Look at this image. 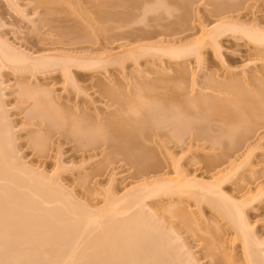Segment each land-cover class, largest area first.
I'll return each instance as SVG.
<instances>
[{"label":"rangeland","instance_id":"obj_1","mask_svg":"<svg viewBox=\"0 0 264 264\" xmlns=\"http://www.w3.org/2000/svg\"><path fill=\"white\" fill-rule=\"evenodd\" d=\"M223 24L228 25V31L226 29L218 38L209 36L210 31ZM231 24L264 34V0H0V41L7 48L34 59L68 57L101 63V67L98 65L87 74L76 66L72 67L68 78L61 67L32 74L31 69L25 71L2 60L0 54V116L5 120L4 127L11 132L6 141L9 144L7 151L14 158L15 170L19 167L26 172L22 171L24 176L28 175L24 178L17 170L20 176L17 174L8 181H0V211L3 213L0 212V218H4V224L0 219V232L3 227L7 230L12 224L15 227V222L18 226L12 230L32 231L26 233L27 236L21 233L19 238L26 237L22 238L25 242L21 241L24 245L17 248L20 255L23 252L24 255L26 252L31 254L34 249L41 252H53L56 247L61 249L60 262V258L54 262L39 256L15 261L17 264H80L81 261V264H117L115 259L107 258L111 250L108 243L105 244L109 248L103 243L99 249L91 248L97 258L101 255L102 259L104 254L106 260L99 259V262L90 259L87 245L92 241L96 245L106 227L112 230L124 220L128 221V226L132 219L137 221L140 214L143 217L139 216L140 220L135 223V238L133 234L130 235L132 239L129 238L128 232L132 233L129 226L122 227L125 230L118 227L119 234H115L117 226L113 227V233L108 230L116 238L120 235L121 239L116 241L114 236L115 240H111L116 241L115 244L121 240V249L118 250L124 252L129 248L128 253H124L128 254L127 259L130 255L131 259L136 258L135 263L130 258L126 262L124 257L123 261L120 260L124 264H170L168 261L171 260L172 264H220L221 259L246 264L249 255L264 261V102L261 101L264 96V44L254 43L244 36L243 31L231 33ZM172 47H191L193 52L187 57L173 59L164 53ZM28 91L38 95H28ZM42 94L51 96L67 122L89 119L93 124L100 122L105 126L119 115L118 119H142L145 114L149 115L150 119L157 121L153 124L156 133L143 143L140 150H144L136 151V154L153 151L151 153L158 157L161 167L143 176L136 163L114 150L119 146H115V142L90 149L83 147L78 140L70 141L63 133L51 134L48 122L40 125L34 116L36 100ZM242 103L247 105L243 104L244 110ZM232 115L240 119L234 120ZM90 129L86 131L88 134L95 133L93 128ZM179 138L183 142H179ZM36 140L47 144L44 153L35 144ZM217 142L223 145L219 146ZM120 144L124 147L122 144L125 143ZM41 179L48 181L43 180V183ZM156 183H168L170 187L186 184L189 187L176 193L144 195L139 199L140 205L116 218L113 213L109 217L111 210L108 218L101 221L104 225L102 231L99 226H90L86 233L79 228L82 234L78 231V235L75 227L74 237L72 225H64L67 221L79 220L86 212L90 214L87 216L97 218L102 210L107 212L111 200L121 202L115 205L121 210L127 203L124 200L146 194L143 187ZM235 204L243 209V223L246 222L249 228L247 234L254 239L251 242L255 250L254 247L249 249L254 255L247 254L238 224L232 222V215L233 220L227 215L228 208H232L229 205ZM7 208L12 214L13 208H17L24 216L14 209L16 214L13 215L16 216L13 218L20 214L24 220L18 215L19 222L12 218L10 224L7 220L13 215L8 214ZM38 211L44 213L41 218H44L45 225L39 223L37 217L40 215L35 213ZM47 214L49 217L52 214L51 223L60 229V239L70 228L66 237L72 235L73 238H69L74 241L69 239V243L72 241L73 245H68L66 237L64 241L58 240L56 245L59 246L50 243L57 233L48 240V230L46 233L45 229L51 223L49 220L50 225L46 224ZM7 215L10 216L8 219ZM29 216L30 220L33 218L31 226L30 222L26 223L30 221ZM87 216L84 217L87 219ZM20 220L29 226L23 225L27 231L19 227ZM35 220L42 224L43 230L36 229H39L37 223L35 229L32 228ZM238 220L242 222L241 218ZM11 229L0 234L7 236L2 240L9 237ZM17 232L13 230L12 233ZM14 238L19 240L18 236ZM122 238L131 241L132 245L126 246L128 242ZM13 239L6 241L11 244L6 245L11 246L10 249ZM253 241H260L257 243L262 247H256ZM66 243L68 248L64 247L67 249L77 247L76 252L81 254L76 253L77 256L87 262L82 258L78 260L76 254L73 261L68 258L70 254L66 257L63 253L62 257L64 247H59ZM97 244L100 246L99 242ZM167 244L178 250L176 253L171 250L174 259L166 249ZM117 245L119 248L120 244ZM17 249L11 253L16 254ZM8 250L9 247L5 251L9 253ZM81 250L82 253L87 251L84 255L89 253V259L80 253ZM179 255L177 263L175 259ZM9 262L5 263H13ZM5 263L3 260L0 264Z\"/></svg>","mask_w":264,"mask_h":264},{"label":"bare ground","instance_id":"obj_2","mask_svg":"<svg viewBox=\"0 0 264 264\" xmlns=\"http://www.w3.org/2000/svg\"><path fill=\"white\" fill-rule=\"evenodd\" d=\"M105 20V19H104ZM228 28V25H219V26H217L216 28H214L213 29V31L211 32L210 31V33H209V36H211V37H215V38H218L219 36H221V34H223V33H225V31H226V29ZM229 28H231L230 30H231V33L232 32H238V31H243V33H244V36H246L247 38H249L251 41H253L254 43H257V44H260V45H262V44H264V34L262 33V32H260V31H250V29L249 28H244V27H240L239 25L237 26V25H233V24H231V27H229ZM246 29V30H244V29ZM249 31H248V30ZM229 29H227V31H228ZM252 30V29H251ZM7 45H5V43H2L1 41H0V54L2 55V57H1V59L3 58L4 60H6V61H8L9 63H11L12 65H14V67L16 66V67H22V68H24L23 70H25V71H29L30 69H31V72H32V74H33V72H35L34 74H36L37 72H40L41 73V71H42V73L43 72H45V71H50V70H53V69H56L57 67H61L62 69H63V72H64V74L69 78V76L71 75V72H72V67H77V68H79V70H83V72L84 73H86L87 74V72H91V70H95V69H97L98 67V65H99V67H101V63H99V61H97V60H76L75 58L73 59V58H61V59H55V58H49V57H47V58H39V59H34L33 57V59L30 57H28V56H26V55H24V54H21V53H17V52H15V51H12L11 50V48H7L6 47ZM193 52V50H192V48L191 47H189V48H186V47H181V48H176V47H172V48H168V49H166V50H164V53H167V54H169L170 56H171V58H173V59H179V58H184V57H187L189 54H190V52ZM2 59V60H3ZM7 62V63H8ZM94 68V69H93ZM27 69H29V70H27ZM51 72V71H50ZM81 75L83 74V73H80ZM101 88H105V87H101ZM107 89V88H106ZM25 91H27V90H25ZM104 91V90H103ZM107 91V90H106ZM30 91H28L27 93H28V95H33V96H37L38 95V93L36 92V93H34L33 92V94L30 92ZM108 92V91H107ZM25 94H26V92H25ZM27 95V94H26ZM42 97H40L39 98V100H36V103H35V105H36V111L34 112V116H35V118H38V122H39V124L40 125H43L42 123H44V122H48V124H49V126H47V128H48V131L51 133V134H64L65 135V137H67V139H69L70 141H74V140H78L79 142H81V145L83 146V147H90V149H94L95 147H97V148H99V147H101V146H104L105 144L107 145L109 142H115L116 143V145L115 146H117L118 144H119V146L121 145L120 143H125V144H122V145H124V147L123 146H117V147H119V148H117V147H115L114 148V150L116 151H118V152H120L121 153V155L123 156V157H126V158H128L129 160L131 159L132 160V162L133 163H136L135 164V166L137 165V167L139 168L138 169V171H139V173L141 174V175H143V176H145L144 174H147L148 175V172H151V171H154L155 172V170L157 171V169L159 168V166L161 165L160 163V161H158L159 159H158V157L154 154V153H151V152H153V151H151V152H145V154H143V155H139L138 156V154H139V152L136 154V151H143V150H140V149H142L143 147V143H145V142H147V141H149L154 135H155V133H156V130L154 129V125L153 124H155V122H157V121H153L152 119H150L149 118V115H144L143 116V118L142 119H135V118H121V119H118L119 118V116H118V118L117 117H115V119L113 120V119H110L107 123H105L106 125L104 126L102 123H98V124H93L92 122H90L89 121V119L86 121V120H83L84 121V123L86 122V124H82L81 122H83V121H73V122H70V121H65V119L63 118V116H62V111H59V110H57V108L59 109V107H57L56 105H55V103H54V100L51 98V96L49 95H47V94H45V95H41ZM264 96H262V99H261V101L262 102H264V98H263ZM138 99V98H137ZM245 103H247V101H244ZM1 104V103H0ZM244 103H242L241 105H243ZM245 105V104H244ZM243 105V106H244ZM245 106H247V105H245ZM245 106L243 107V110L245 109ZM241 109H242V106H241ZM1 107H0V112H1ZM244 112V111H243ZM146 113V112H145ZM3 114V113H2ZM63 114H65V112H63ZM236 116V115H235ZM233 117V115H232V118H235L234 120H237V119H240L238 116H236V117ZM117 118V119H116ZM3 119V116H2V118H1V116H0V181H8L9 179H11V177L13 178V176L14 177H16V176H18L17 174H19V173H17L16 171L17 170H20L19 172H22V171H24L23 169H22V171H21V168L20 169H18V168H16V170H15V168L13 167L14 165H13V161H14V158H12V156H10V153H8L9 151H7V148H8V146H9V144H7V139H8V137H9V135H10V131H9V129L7 130L5 127V125L3 124L4 123V121L5 120H2ZM153 121V122H152ZM90 122V123H89ZM89 124V125H88ZM93 124V125H92ZM102 124V126H99V125H101ZM5 126V127H4ZM93 126V127H92ZM95 126V127H94ZM138 127L137 128V130L135 129V127ZM93 128L94 130H95V133L93 132V131H91V129ZM96 128V129H95ZM88 129H90V131H88V132H90L91 133V135L90 134H88L86 131L88 130ZM125 131V132H124ZM126 131H127V134H124V133H126ZM203 131V130H202ZM249 132V131H248ZM251 132V131H250ZM92 133H94V134H92ZM124 135H123V134ZM202 136V135H201ZM182 140H183V137H180ZM179 138V142H183L181 139ZM246 139V138H245ZM141 141H143V142H141ZM36 143V145H37V147L41 150V152L42 153H44L45 151L44 150H46V148H47V144L45 143V142H40V141H38V140H36L35 141ZM243 142V141H242ZM115 143H113V144H115ZM238 143H239V145H240V142H237V145H238ZM244 143V142H243ZM45 144V145H44ZM242 144V143H241ZM127 145V146H126ZM217 145H223L222 144V142L220 143V142H217ZM44 147H46V148H44ZM122 147V148H121ZM231 147V146H230ZM118 152H115V153H117L118 154ZM120 153H119V155H120ZM160 162V163H159ZM160 164V165H159ZM134 165V164H133ZM16 167V166H15ZM161 167V166H160ZM159 170V169H158ZM16 172V173H15ZM25 172V171H24ZM26 173V172H25ZM24 173V174H25ZM22 175V177L24 176L23 175V172L21 173ZM16 175V176H15ZM19 176H20V174H19ZM26 176H28L27 174H25V176H24V178H28V177H26ZM42 180V179H41ZM43 180H46V179H43ZM42 180V182L44 183V181ZM40 181V180H39ZM46 181H48V180H46ZM45 185V184H44ZM41 186L43 187V184H41ZM46 186V185H45ZM168 187H170V186H168V183H156V184H153L152 186H150V185H146V186H144L143 187V191H144V188H145V190H146V194H138V196H134V198H128L127 200H124V201H126L127 203H126V206L124 207V208H122L121 210L120 209H118L117 207H118V205H120V203L121 202H117L116 201V203H115V201H113V200H111L112 202H109V204L111 203V205L110 206H107L106 208H108V210L106 209V208H104L105 210L104 211H106L107 210V212L105 213V212H103V210H102V212L103 213H105V215L104 214H102V212L100 213V216H99V214H97L98 215V217L97 218H91V217H93V216H87L88 214H83L82 216L83 217H81V218H79V220H81L80 222H78L79 220H74V222L76 223V224H74V222L73 221H67V222H69V223H67L66 221H64V225L66 226V227H69V226H71L70 228L71 229H73V231L71 232V234L74 232V229H75V227H77L78 228V230H77V228L75 229V230H77L76 231V233L79 231V228H81V232L82 233H86L85 231H90V230H88V229H90L91 227L90 226H99L98 228L102 231L103 230V222H102V225H101V221H103L104 219H107L108 218V216H107V214L111 211V215H109V217L110 216H112V213H113V216H114V218H116V217H118L119 215H121V214H126V213H128L132 208H133V206L134 207H137V206H135V205H140V203H142L139 199L141 198V197H145L144 195H154V194H159V193H161V192H168V193H170L171 191H174L175 193L176 192H181V191H184L185 189H187L189 186L188 185H186V184H177V185H175L174 187H170V188H168ZM150 189V191L148 192V190ZM152 188V189H151ZM201 189H204L203 188V186L201 187ZM173 192V193H174ZM143 193V192H142ZM216 195H218V194H216ZM219 197H221V196H219ZM132 201V202H131ZM220 201L221 202H223L222 201V199L220 198ZM226 202V201H225ZM122 203H124V202H122ZM217 203H218V201H217ZM227 203V202H226ZM108 204V205H109ZM116 204H118L117 206H115ZM131 204V205H130ZM223 204H224V202H223ZM15 205V204H14ZM17 205V204H16ZM15 205V206H16ZM125 205V204H124ZM142 205V204H141ZM14 206V207H15ZM234 206V207H233ZM233 206H231V205H229V207H232V208H228V211H225V212H228L227 213V215H232V217L234 218V220H233V218L230 216V218H232V222H235L236 224H238V226H239V229L241 230V232H240V236L243 238V240L242 241H244V245H245V247H246V249H248L247 251V254L248 253H251L252 255H254L255 253H253V250L251 251V250H249V249H252L254 246H253V244H252V240H254L252 237V239H250L249 238V235L247 234V231L246 230H249V228L247 229V223L245 222V223H243V216H244V212L242 213V211H243V209L239 206V207H237L238 205H233ZM35 207V206H34ZM114 208V207H116L117 209H118V211H117V209H116V211H115V209H112V208ZM10 209H12L11 207H9ZM9 208H7L6 210H8ZM32 208H33V206H32ZM36 208V207H35ZM34 208V209H35ZM239 208H241V209H239ZM9 209V215H10V213L12 214V212H11V210ZM14 209L15 208H13V214H16V213H20L21 214V211H19L17 208L15 209V211H17L16 213H15V211H14ZM34 209H32V211L34 212ZM40 209V208H39ZM1 210V209H0ZM5 210V209H4ZM36 210H38V209H35V211ZM42 210V209H41ZM41 210H40V212H41ZM58 210V209H57ZM225 210H227V209H225ZM242 210V211H241ZM48 211V210H47ZM1 212V211H0ZM6 212V211H5ZM26 212V211H25ZM24 212V213H25ZM39 211L38 212H35V213H37L38 215H40V217L38 216L37 217V219H38V221H39V223H43L44 222V218H41V215H44V213L42 214V213H40ZM50 212V211H49ZM48 212V213H49ZM56 213H57V211H55ZM60 212V213H59ZM62 212V210H60L59 209V211H58V213L59 214H61V218H62V216H63V214L61 213ZM115 212V213H114ZM2 213V212H1ZM7 213V212H6ZM28 213V212H27ZM179 213H181V212H179ZM12 214V215H13ZM20 214H17V218L19 217L18 215H20ZM59 214H58V216H59ZM110 214V213H109ZM139 214V213H138ZM177 214H178V212H177ZM2 215H3V213H2ZM12 215H10V216H12ZM22 216H24L23 214H21ZM21 215H20V217H21ZM28 215V214H27ZM27 215H26V217H27ZM31 215V214H30ZM49 214H47L46 216H48ZM52 215V214H51ZM51 215H50V217L48 216L47 217V221H48V223H46V224H49L50 225V223H51V220H50V218H52L51 217ZM90 215V214H89ZM94 215V214H93ZM103 217H105V218H102V216ZM141 215V214H140ZM139 215V216H140ZM180 215V214H179ZM227 215H226V217H227ZM4 216H6V215H4ZM10 216H8L7 215V219H8V217H10ZM14 216H16V215H13L12 217H10L11 218V221H9L10 220V218L7 220L6 219V217H5V219L10 223V222H12L13 223V220H12V218L14 217ZM55 216V215H54ZM84 216H87V219L84 217ZM135 216V215H134ZM137 216V215H136ZM139 216H137L136 218H137V221L138 220H140V219H138L139 218ZM181 217H182V213H181V215H180ZM1 217V216H0ZM3 217V216H2ZM25 217V218H26ZM43 217V216H42ZM45 217V216H44ZM94 217H96L95 215H94ZM133 217V216H132ZM141 217H143V216H140V218ZM242 219V222L241 221H239L238 219ZM16 218V217H15ZM15 218H13L14 219V222L16 221V219ZM24 218V217H23ZM41 218V219H40ZM53 218H55V217H53ZM59 218H60V216H59ZM85 218V219H84ZM112 218V217H111ZM134 218V217H133ZM183 218H184V215H183ZM186 218V217H185ZM0 219H2V218H0ZM21 220H22V217L20 218ZM27 219V218H26ZM25 219V220H26ZM33 219V218H32ZM31 219V220H32ZM34 219H36V218H34ZM36 219V220H37ZM42 219H43V221H42ZM82 219H83V221H82ZM113 219V218H112ZM132 219V218H131ZM135 219V218H134ZM3 220V221H2ZM1 221L3 222V223H1V221H0V223L1 224H4V218L2 219ZM19 219H17V222H19L18 221ZM20 220V222L22 223V221L24 220H22L21 221ZM28 220H30V216H29V218H28ZM27 221L26 223L28 224V222H30L29 223V226H31L32 224H33V220L32 221ZM36 220H35V222H34V227H32L33 229H35V226L36 225H38V227H39V229L36 227V229L37 230H43L44 229V227L42 228V227H40V225H42V224H38L37 222H36ZM49 220H50V223H49ZM86 220V221H85ZM129 220V219H128ZM238 220V221H237ZM41 221V222H40ZM57 221V220H56ZM61 220H59V222H60ZM63 221V220H62ZM84 221L86 222V223H84ZM125 221V220H124ZM123 221V225L126 223V225H116L117 226V229H118V227H121V230H123L124 228L126 229V227H128L129 226V231H132V233H130V232H128V236H129V238L131 237L130 235H132L133 234V238H135V234L136 233H134V232H137L135 229H137L135 226H137L136 224V220H133L132 219V221L134 222H132L131 220V223H129L128 224V226H127V223H128V221H126V222H124ZM129 221V222H130ZM143 221V223H145L144 222V220H142ZM146 221V220H145ZM237 221V222H236ZM6 222V221H5ZM32 222V223H31ZM239 222V223H238ZM7 223V222H6ZM12 223H10V224H12ZM16 223V222H15ZM15 223H14V226L15 227H12L13 226V224L11 225V227H10V229L11 228H17V226H18V223H16V225H15ZM21 223H19V225L21 224ZM24 223V224H23ZM19 227H21L22 229H24V227H27V226H25L26 225V223L25 222H23ZM37 223V224H36ZM73 223V224H72ZM80 223V224H79ZM82 223H84L85 224V226H84V224L81 226V224ZM93 223V224H92ZM133 223V225H131L132 227H134V228H132L131 227V230H130V224H132ZM136 223V224H135ZM141 223V222H140ZM147 223V222H146ZM235 223H234V225H235ZM0 224V225H1ZM10 224H9V226H10ZM36 224V225H35ZM55 224V223H54ZM57 224V223H56ZM69 224V225H68ZM77 224H78V226H77ZM135 224V225H134ZM246 224V225H245ZM5 225H7V224H5ZM23 225H24V227H23ZM44 225H45V222H44ZM60 225H62L61 223H60ZM68 225V226H67ZM145 225V224H144ZM147 225H150L149 223L147 224ZM8 225H7V227H9ZM28 226V227H29ZM57 226V225H56ZM56 226H54L52 223H51V225L49 226V227H47L48 229H45V231L46 230H48V233H47V231H46V233H47V237H48V240H49V236L50 237H52L53 238V236H51V235H54L55 233H57V234H55V235H57V236H55L54 237V240L52 241V239L51 240H49V241H51L50 243H54V246L56 247V246H59V244L58 245H56L57 243H58V240L59 241H62L63 239H66L67 237H66V235L68 234V232H67V230H69L70 228H66V229H63L64 231L66 230V233L65 232H62V234H64L65 233V237H64V235L62 236V237H64L63 239H60V236H61V234H60V232H59V234H58V231L60 230H57V227ZM59 226V225H58ZM101 226V227H100ZM116 226H113L114 228H116ZM237 226V225H236ZM3 227V226H2ZM18 227V228H19ZM60 227V226H59ZM58 227V228H59ZM87 227H89V228H87ZM113 227H112V230H111V227H109L110 228V230L112 231V233H113ZM122 227H124L123 229H122ZM62 228V227H61ZM64 228V227H63ZM86 228V229H85ZM102 228V229H101ZM4 229V230H3ZM3 233H1L2 232V230H1V232H0V234H4V233H7V231L8 230H10V229H6V227H3ZM7 231H6V230ZM27 229L28 228H25L24 230H26L27 231ZM29 229H31V227L29 228ZM82 229H83V231H82ZM104 229H105V227H104ZM107 229V230H106ZM106 229H105V232L101 235V238H100V240H98V239H96V240H98V242L100 243V246L96 243V245H97V247H96V245L94 244L95 243V241H94V243H93V241L92 242H90L89 244L91 245H87V247L89 248V250L86 248V250L89 252V253H91V251L94 249V248H101V246H103V245H101L102 243L105 245L104 247H107L106 246V244L111 248V250H109V252H108V256H107V258L108 259H115L116 260V263L118 262H122L123 260H125L126 259V262H128L131 258H130V256L128 257V259H127V256H128V254H124L127 250H130L128 247V249H126L125 248V245L126 246H130V245H132V243H131V239H132V237H131V239H129L128 237V240H131V241H127V239L126 238H122V239H126L125 240V242L127 243L128 242V244H125V242H124V240L122 241V245H124L123 247L126 249V251H119L121 248V240H118V241H120V242H118L117 244H120L119 245V248H118V245L117 244H115V242L117 241V238L119 239L120 238V235L116 238V236H115V234H119V231H120V228L118 229V233H117V229L115 230L116 231V233L115 234H111L110 232V230L106 227ZM124 229V230H125ZM13 230H16V232L17 231H19V232H17L18 234L20 233V235H18L17 233H12L13 232ZM11 229V234L10 233H8V235H9V239H10V236L12 237V234H13V237H16L17 238V236H18V238L21 236V233H22V235H26L27 236V234L26 233H28L29 234V232L31 231H27L26 233H23L21 230H20V228L19 229ZM23 230V231H24ZM62 229H61V231H63ZM110 232H109V231ZM134 230V231H133ZM4 231H6V232H4ZM21 231V232H20ZM78 232L79 234H82L81 232ZM106 231H108V232H106ZM128 231V230H127ZM15 232V231H14ZM25 232V231H24ZM41 232V231H40ZM249 232V231H248ZM31 233H32V231H31ZM44 233V232H43ZM45 233V234H46ZM77 233V234H78ZM39 234V233H38ZM70 234V236L68 235V240L70 239V240H73L72 238V235ZM74 234V237H75V233H73ZM78 234V235H79ZM17 235V236H16ZM32 235V234H31ZM36 235H37V232H36ZM59 235V236H58ZM2 236H3V238H2ZM26 236H22L21 238H19V240H20V242H17V241H19L18 239H16L15 240V238L13 239V237H12V239H13V242H12V246L14 247V243L17 245H15V249H17L18 248V246H20V245H24V242H25V240H23L22 238H25ZM35 236V235H34ZM45 236V235H44ZM114 236H115V239H116V241H114V242H111V240L113 239V240H115L114 239ZM251 236V235H250ZM7 236H4V235H1L0 236V263H1V261H3L4 260V263L6 262V261H8L9 262V260L11 261V262H13L12 264H17L18 262L17 261H19V260H21V259H27V258H33V259H37L39 256L41 257V259H45V260H50V261H54V260H56V259H58V258H60L59 259V262H60V260H61V256L59 255L60 253V250L58 249L57 250V247L55 248L54 246V248L56 249H54L55 251H53V252H41V251H35V249H34V251H31L32 253L30 254V252H26L27 253V255H29V256H27V255H24L25 254V252H23L24 254H22L21 253V255H20V249H17V253L16 254H13L14 252H15V249L12 247L11 249H10V247L11 246H8L9 247V250H8V252L9 253H7L5 250H7L8 249V247L6 246V245H11L10 243L9 244H7V242L9 241V242H11V240L12 239H10V240H8L7 241V239L4 241V240H2V239H5ZM56 237H59V238H57V240L55 239ZM61 237V238H62ZM69 237H72V238H69ZM240 237V238H241ZM241 238V239H242ZM27 239V238H26ZM47 239V238H46ZM75 239V238H74ZM121 239V238H120ZM14 240H15V242H14ZM56 240V242H54ZM67 240V242H68V245L70 244L69 242H70V240L68 241ZM112 240V241H113ZM7 241V242H6ZM21 241H24V242H22L21 243ZM40 242H41V240H39ZM64 241V240H63ZM66 241V240H65ZM74 241V240H73ZM4 242H6V244L4 243ZM17 242V243H16ZM133 242V241H132ZM254 242V241H253ZM257 242H260V241H255L254 242V245H256V247L258 246V247H262V246H259V244L257 243ZM21 243V244H20ZM63 243V242H62ZM106 243V244H105ZM257 243V244H256ZM27 244V243H26ZM26 244H25V246H26ZM48 244V243H47ZM65 244V243H64ZM62 245V244H60L61 245V247H59V248H62V247H64V246H66L67 248H68V245H67V243H66V245ZM75 244H78V243H75ZM74 244V245H75ZM211 244V243H210ZM27 245H29V244H27ZM70 245H73L72 244V241H71V244ZM260 245H262V242L260 243ZM25 246H23V247H25ZM92 246H94L93 247V249H91L92 248ZM170 246V247H169ZM168 246V244H167V250L169 249L170 251H168L169 252V254L171 255V258L173 257V255L174 254H172V253H176V251H178L175 247H173V245H169ZM173 248H172V247ZM7 249H6V248ZM27 248H28V246H26ZM25 247V248H26ZM33 247V246H32ZM31 247V248H32ZM40 247H41V245H40ZM66 247H64V248H62V250H63V252L61 253V255L64 253L65 255H66V257H67V255H69L70 254V256H68V258H70L71 257V259H72V261H73V258L72 257H74V254H76L78 251V249L76 250V248L77 247H75L73 250L71 249V248H69V249H67ZM109 247H107V248H109ZM112 247H113V249H112ZM169 247V248H168ZM98 248V249H99ZM103 248V247H102ZM124 248H122V249H124ZM131 248V247H130ZM172 248V249H171ZM14 249V251H12ZM23 249V248H22ZM67 249V252H68V254H67V252L65 251ZM119 249V250H118ZM174 249V250H173ZM176 249V250H175ZM179 249V248H178ZM258 249V248H257ZM27 250V249H26ZM25 250V251H26ZM69 250V251H68ZM95 250V249H94ZM166 250V251H167ZM171 250H173V251H175V252H172L171 253ZM254 250H255V247H254ZM11 251L13 252V253H11ZM28 251V250H27ZM56 251H58V254H57V252ZM65 251V252H64ZM77 251V252H76ZM84 251V250H83ZM87 251H85L84 253H87ZM181 251V250H180ZM250 251V252H249ZM256 251H259V249L258 250H256ZM56 252V253H55ZM69 252H71V253H69ZM93 252V251H92ZM80 253H82V250H81V252ZM84 253H82V255H84ZM88 253V254H89ZM127 253H128V251H127ZM129 253H131V252H129ZM258 253V252H257ZM13 254V255H12ZM78 254V253H77ZM77 254H76V256L75 257H78L77 256ZM87 254V255H88ZM79 255V254H78ZM81 255V254H80ZM79 255V256H80ZM87 255H84V257L86 258L87 257ZM127 255V256H126ZM178 255V254H177ZM249 255V254H248ZM257 255V254H256ZM27 256V257H26ZM95 255H93L92 253H91V255L89 256V257H91L90 259H93L94 260V258L95 259H97L98 260V262H99V259L100 260H102L103 261V258L105 257L104 256V254L102 255V259H101V255L100 256H98V258H97V255L94 257ZM62 257H64V255H62ZM125 257V258H124ZM170 257V256H169ZM179 257H180V255L179 256H177L176 258L177 259H175V261L177 262L178 261V259H179ZM251 259H250V258ZM79 258V257H78ZM82 258V256L78 259V260H80ZM88 258V257H87ZM124 258V259H123ZM130 258V259H129ZM133 258V257H132ZM259 258V257H258ZM71 259H68V261L69 262H71ZM89 259V258H88ZM107 259V260H108ZM123 259V260H122ZM140 259V258H139ZM172 259H174V258H172ZM14 260V261H13ZM27 260H29V259H27ZM30 260H32V259H30ZM77 260V261H78ZM81 260H83V261H86L87 259H81ZM104 260H106V258H104ZM114 260V261H115ZM118 260V261H117ZM120 260H122V261H120ZM131 260H133V262L135 261V263H136V258L135 259H131ZM138 260V259H137ZM141 260V259H140ZM217 261H218V258L216 259ZM223 260V261H222ZM248 261H249V263H248V261H247V263L246 264H264V261H261L260 259V261L259 260H257V259H255L253 256H251V255H249L248 256V259H247ZM17 263H16V262ZM26 261V260H25ZM24 261V262H25ZM33 261V260H32ZM40 261V260H39ZM39 261H37L36 260V262H39ZM109 261H111V260H109ZM168 261V260H167ZM166 260H165V263H168V262H170V264H172V260L171 261H168L167 262ZM174 261V262H175ZM221 261H222V263H220V264H233V262L231 261V259H226V260H224V259H221ZM11 262H9V263H11ZM15 262V263H14ZM22 262V261H21ZM20 262V263H21ZM54 262H56V261H54ZM58 262V263H59ZM67 262V261H66ZM79 262V261H78ZM87 262V261H86ZM132 261H130L129 263H133ZM138 262V261H137ZM143 262V261H142ZM31 263H33V262H31ZM43 263V262H42ZM81 263H82V261H81ZM80 263V264H81ZM117 263V264H118ZM123 263V262H122ZM121 263V264H122ZM134 263V264H135ZM144 263V262H143ZM177 263H179V261L177 262ZM6 264V263H5ZM21 264H23V263H21ZM34 264V263H33ZM35 264H39V263H35ZM55 264V263H54ZM60 264V263H59ZM63 264V263H62ZM64 264H66V263H64ZM67 264H68V262H67ZM124 264V263H123ZM138 264V263H137ZM173 264H175V263H173Z\"/></svg>","mask_w":264,"mask_h":264}]
</instances>
